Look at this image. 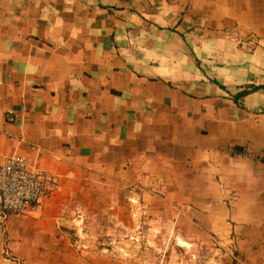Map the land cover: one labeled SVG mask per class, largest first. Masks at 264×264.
Instances as JSON below:
<instances>
[{"label": "crops", "instance_id": "crops-1", "mask_svg": "<svg viewBox=\"0 0 264 264\" xmlns=\"http://www.w3.org/2000/svg\"><path fill=\"white\" fill-rule=\"evenodd\" d=\"M15 153L61 184L0 221V264H112L169 209L264 264V0H0Z\"/></svg>", "mask_w": 264, "mask_h": 264}, {"label": "rangeland", "instance_id": "rangeland-1", "mask_svg": "<svg viewBox=\"0 0 264 264\" xmlns=\"http://www.w3.org/2000/svg\"><path fill=\"white\" fill-rule=\"evenodd\" d=\"M251 47V46H250ZM124 220L129 222V210L124 213ZM136 220L143 223L141 241H127L129 230L124 229L120 241H102L112 264H243L236 258L237 250H224L217 241L207 238L193 228L189 221L170 212L161 216L139 214ZM160 220L152 226L146 222ZM186 221V222H185ZM188 221V222H187ZM146 223V224H145ZM192 227V228H191ZM151 228V229H150ZM118 233V234H117ZM114 234H107L111 237ZM119 231L116 232V236ZM228 253V255H227ZM235 253V254H234ZM108 260V261H110ZM245 264V263H244Z\"/></svg>", "mask_w": 264, "mask_h": 264}, {"label": "built area", "instance_id": "built-area-1", "mask_svg": "<svg viewBox=\"0 0 264 264\" xmlns=\"http://www.w3.org/2000/svg\"><path fill=\"white\" fill-rule=\"evenodd\" d=\"M254 46L251 39L245 44ZM252 43V44H250ZM59 175L35 166L26 155L15 153L0 163V221L11 216L27 217L60 188Z\"/></svg>", "mask_w": 264, "mask_h": 264}, {"label": "trees", "instance_id": "trees-1", "mask_svg": "<svg viewBox=\"0 0 264 264\" xmlns=\"http://www.w3.org/2000/svg\"><path fill=\"white\" fill-rule=\"evenodd\" d=\"M244 93H246V92H242L241 95H243ZM237 149H238V148H237ZM238 150H239V149H238Z\"/></svg>", "mask_w": 264, "mask_h": 264}]
</instances>
